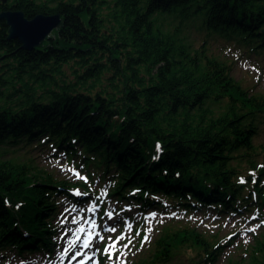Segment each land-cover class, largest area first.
I'll list each match as a JSON object with an SVG mask.
<instances>
[{
    "label": "trees",
    "instance_id": "obj_1",
    "mask_svg": "<svg viewBox=\"0 0 264 264\" xmlns=\"http://www.w3.org/2000/svg\"><path fill=\"white\" fill-rule=\"evenodd\" d=\"M10 9L65 22L25 49L0 20V250L53 249L58 197L88 188L37 166V148L91 182L112 173L119 201L263 214L264 91L231 71L237 58L263 66L264 0H0ZM182 227L139 264H168L185 241L193 264H214L231 239ZM228 264H264V237Z\"/></svg>",
    "mask_w": 264,
    "mask_h": 264
},
{
    "label": "rangeland",
    "instance_id": "obj_2",
    "mask_svg": "<svg viewBox=\"0 0 264 264\" xmlns=\"http://www.w3.org/2000/svg\"><path fill=\"white\" fill-rule=\"evenodd\" d=\"M193 35L196 34L193 33ZM217 42L219 44L221 41L218 40ZM251 59L237 58L231 73L235 78L242 79L245 85L254 86L255 89L264 91V61L260 60L263 66L258 68L254 65L257 59L254 57ZM255 141L256 143H264V131L261 132L259 137L255 138ZM51 151L52 149L49 148L44 151H40L39 148L32 150L31 154L34 155V163L50 171L56 178L71 181L82 180L77 178L72 171H69V169H75L80 176L87 178L82 181L87 183L89 187L87 191L89 193H86L84 187H78L83 193L79 196L89 197L88 201L85 204H79L64 199L63 196L58 197L62 201V205H59V211L49 218V225H51V229H54L51 235L53 253L50 256H48L49 253L45 249L34 250L29 253L25 252L24 254L26 255H24L18 253L16 248L11 247L0 250V264H68L70 255L68 254L64 257L59 255L68 246V239L71 237L70 232L66 235V230L69 228L75 230L78 226L87 227L85 232L80 233L85 237L89 231H92L90 224L86 223V221L91 220H95L98 224L95 231L100 232L105 237L104 241L96 239L98 240L97 246L91 249L92 252H95V255H98L101 264H116L115 256L119 255V252L115 253L112 261H108L106 254L103 253V248L109 243V236L112 237V240H115L122 233L125 236V240L121 241L122 244L127 243L128 238L132 239V244L128 248L120 249L124 253L121 257L123 264H139L145 259L148 260L150 255L154 254L160 236L165 235L169 231L171 232V230H183L182 226L185 225L194 227L208 236H214L219 233L224 239H227V237L231 238L228 244L222 248L214 264H228L232 260L248 261L257 239L260 240L264 237V216L261 220L254 215L255 213L251 215L253 219L247 221L245 218L232 216L228 213L219 215L216 211H210L207 214L206 210L203 209L201 211L196 209L187 211L182 208L179 210L173 208L163 211L155 209L144 211L139 204L132 202L130 204L129 200L126 199L123 201H119L117 197L105 199L112 173L104 180H100L97 177L91 182L83 170L80 167L78 168L74 162H68L67 158L62 155H53ZM101 193H104V195L101 196ZM104 199L108 206L106 212L111 211L114 220H109L105 214H100V202ZM92 204L96 205L97 210L95 212L87 211V208ZM153 213L155 215H152ZM73 217L77 218V224L71 223ZM105 225H114L117 231L115 233L104 232L103 227ZM127 225H131V230L127 228ZM257 225L259 227H256ZM250 228H255V231H248ZM148 229H151V231H148ZM145 235L149 239L141 245ZM226 239L224 242H226ZM78 245L80 246L79 242ZM96 248H99L100 251H96ZM197 250V246L190 247L185 241L175 247L174 256L169 260L168 264H193L194 260L196 262L198 259ZM76 262L78 264V259L72 261V264H76Z\"/></svg>",
    "mask_w": 264,
    "mask_h": 264
},
{
    "label": "snow or ice",
    "instance_id": "obj_3",
    "mask_svg": "<svg viewBox=\"0 0 264 264\" xmlns=\"http://www.w3.org/2000/svg\"><path fill=\"white\" fill-rule=\"evenodd\" d=\"M157 148L159 150V145H157ZM69 171H72L74 173V175L79 179H82V180L87 179L86 177L80 176L79 172H76L75 169H69ZM240 182L243 183L244 182L243 179H241ZM77 194L79 195V193H77ZM103 195H104V193H101V196H103ZM96 210L97 209H96L95 204H92L91 206H89L87 208V211H89V212H95ZM105 215L108 217L109 220H114L113 213L111 211L106 212ZM152 215H155V214L153 213ZM116 222H118V221H116ZM71 223L77 224L78 223L77 218L73 217ZM86 223L90 224L92 231H89L87 233V235L85 237H83L82 243H80L79 248H77V244H78V242L81 241L80 233L85 232V228L83 226H78L75 230H73L71 228L66 230V235L70 232L71 237H69V239H68V246L66 248H64L63 251L59 255L61 257H64V256L71 253L68 264H72V261H76L78 258H81V257L82 258L79 259V264H86V262H91V264H98V262L93 261V257L95 256V252H92V254L89 255L87 252H85L83 250L92 249L93 247H95L93 244V241L95 239H98L99 241H104L105 237L100 232L95 231L96 228L98 227L95 220L86 221ZM256 227H259V225H257ZM127 228L129 230H131V225H127ZM103 231L115 233L117 231V228L114 225L113 226L105 225L103 227ZM148 231H151V229H148ZM248 231L254 232L255 228H250V229H248ZM137 235H139V233H137ZM148 239H149V237L147 235H145L143 238V241H141V245H143V242L147 241ZM108 240H109V243L106 244L103 248V253L106 254L107 260L112 261L115 253L119 252V255L115 256L116 264H123L121 257L124 255V253L120 249L121 248H128L132 244V239L128 238L127 243L122 244L121 241L125 240V236L122 233L121 235L117 236L115 238V240H112L111 236L108 237ZM74 249H76V250L73 251ZM96 251H100V249L96 248Z\"/></svg>",
    "mask_w": 264,
    "mask_h": 264
},
{
    "label": "water",
    "instance_id": "obj_4",
    "mask_svg": "<svg viewBox=\"0 0 264 264\" xmlns=\"http://www.w3.org/2000/svg\"><path fill=\"white\" fill-rule=\"evenodd\" d=\"M0 20L8 25V38H17L25 49L39 47L52 33L64 25L62 14H37L30 18L22 10H2Z\"/></svg>",
    "mask_w": 264,
    "mask_h": 264
},
{
    "label": "bare ground",
    "instance_id": "obj_5",
    "mask_svg": "<svg viewBox=\"0 0 264 264\" xmlns=\"http://www.w3.org/2000/svg\"><path fill=\"white\" fill-rule=\"evenodd\" d=\"M172 206H181V205H172Z\"/></svg>",
    "mask_w": 264,
    "mask_h": 264
}]
</instances>
